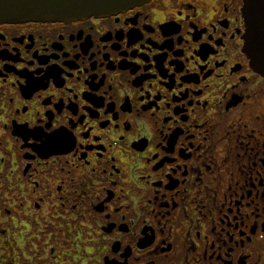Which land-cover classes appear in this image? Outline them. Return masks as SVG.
<instances>
[{
	"label": "flooded vegetation",
	"instance_id": "1",
	"mask_svg": "<svg viewBox=\"0 0 264 264\" xmlns=\"http://www.w3.org/2000/svg\"><path fill=\"white\" fill-rule=\"evenodd\" d=\"M244 8L0 21V264H264Z\"/></svg>",
	"mask_w": 264,
	"mask_h": 264
},
{
	"label": "water",
	"instance_id": "2",
	"mask_svg": "<svg viewBox=\"0 0 264 264\" xmlns=\"http://www.w3.org/2000/svg\"><path fill=\"white\" fill-rule=\"evenodd\" d=\"M150 0H0V21H62L117 14ZM246 48L264 75V0H245Z\"/></svg>",
	"mask_w": 264,
	"mask_h": 264
}]
</instances>
